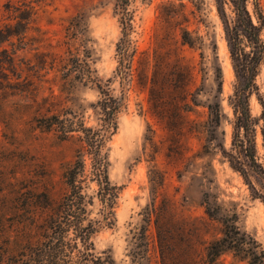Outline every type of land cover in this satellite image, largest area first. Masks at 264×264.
Returning a JSON list of instances; mask_svg holds the SVG:
<instances>
[{
	"label": "rangeland",
	"instance_id": "rangeland-1",
	"mask_svg": "<svg viewBox=\"0 0 264 264\" xmlns=\"http://www.w3.org/2000/svg\"><path fill=\"white\" fill-rule=\"evenodd\" d=\"M8 1L18 2L0 0V27L8 22ZM115 1L33 2L40 31L27 30L13 37L12 44L0 45V50H10L27 42L29 49L17 51L22 65L29 68L25 74L36 82L44 74L47 80L44 91L34 98L38 101L48 95L51 87L58 95L57 103L83 115L86 125L97 126L91 105L99 97L95 88L76 85L71 93H62L58 80H53L56 70H37L44 58L41 53L47 59L50 52L66 55L64 25L82 10L96 75L104 83L112 79L109 88L114 96H125L117 129L107 143L109 177L118 187L115 221L93 235L96 253L111 256L115 264H206L205 248L222 231L221 223L206 214L207 206L217 216H234L239 228L264 249V204L250 195L239 173L212 145L202 152L205 104L216 94L217 64L222 70V105L228 118L232 117L228 97L234 73L215 0H131L130 39L135 54L129 81L118 70L116 45L122 32ZM254 2L264 14V0H249L248 9L252 11ZM225 10L230 14L228 5ZM183 28L196 38L193 46L181 42ZM261 35L264 40V27ZM256 83L264 102V64ZM30 102L22 96H0V224L4 226L0 240L16 238L22 225L40 219L39 192H46L52 201L62 196L66 190L62 172L77 147L74 138L60 140L53 132L36 127ZM249 106L253 116H261L263 108L256 94L251 95ZM223 127L228 147L231 127L227 122ZM257 147L263 155L259 128ZM143 227L147 253L140 259ZM216 264L247 262L225 252Z\"/></svg>",
	"mask_w": 264,
	"mask_h": 264
},
{
	"label": "trees",
	"instance_id": "trees-1",
	"mask_svg": "<svg viewBox=\"0 0 264 264\" xmlns=\"http://www.w3.org/2000/svg\"><path fill=\"white\" fill-rule=\"evenodd\" d=\"M41 0L8 1L5 4L8 22L0 27V45L12 44L11 39L27 30L40 31L36 25L37 9L33 2ZM131 0H116L114 13L119 16L122 37L116 45L119 55L118 70L129 81L132 75V61L135 48L132 46ZM249 0H215L223 24L229 58L234 73L233 92L228 97L232 117L228 118L222 105V70L214 67L216 94L205 104L206 144L204 150L212 147L218 151L229 166L242 177L250 195L264 204V154L259 155L257 147L258 128L264 147V102L258 93L256 77L264 64V14L256 2L252 11ZM225 5L229 6L227 14ZM66 55L46 53L37 70H56L54 81L58 80L62 93H71L76 85L95 88L99 97L92 105L97 126H88L83 115L67 111L60 103L54 90L36 97L44 91V74L37 82L25 74L28 66L18 58V50H27V42L12 49L0 50V96H22L30 98L35 126L43 131L53 132L60 140L74 138L77 141L73 158L65 165L62 177L65 192L57 201H52L44 191L37 194V207L41 212L39 220L25 223L16 238L8 236L0 240V264H115L109 256L98 255L92 240L102 228L110 227L115 221V205L118 187L109 177V154L107 143L117 129L118 114L125 108V96L111 93L109 83L96 75L92 67V51L88 46L86 15L80 10L70 16L64 25ZM180 40L193 46L196 38L186 28L181 29ZM213 50L216 46L213 44ZM179 68V67H178ZM151 90V89H150ZM256 94L263 111L260 117L252 115L249 99ZM197 105L196 100H192ZM224 122L231 127L229 146H225ZM219 137V139H218ZM94 186V188H92ZM96 209V211H95ZM209 217L222 225L221 236L211 240L205 248V263L216 264L218 257L230 252L235 258L247 264H264V249L251 235L241 230L232 215L217 216L209 206L205 208ZM4 226L0 224V231ZM142 259L147 253L146 229L139 235ZM133 257V256H132ZM134 259V257H133ZM132 259V260H133ZM135 261V260H133Z\"/></svg>",
	"mask_w": 264,
	"mask_h": 264
}]
</instances>
